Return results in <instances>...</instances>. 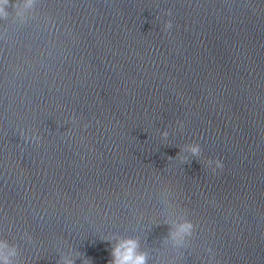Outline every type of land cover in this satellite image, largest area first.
<instances>
[{
	"label": "water",
	"instance_id": "1",
	"mask_svg": "<svg viewBox=\"0 0 264 264\" xmlns=\"http://www.w3.org/2000/svg\"><path fill=\"white\" fill-rule=\"evenodd\" d=\"M12 2L0 241L19 264H108L124 238L147 264H264V0Z\"/></svg>",
	"mask_w": 264,
	"mask_h": 264
},
{
	"label": "clouds",
	"instance_id": "2",
	"mask_svg": "<svg viewBox=\"0 0 264 264\" xmlns=\"http://www.w3.org/2000/svg\"><path fill=\"white\" fill-rule=\"evenodd\" d=\"M31 2V0H30ZM17 5L12 2V0H0V18L7 19L8 12L6 8L15 9ZM171 13L169 12V15ZM173 27L171 20L167 21L165 24V30H170ZM73 122H75V116L72 117ZM87 127V125H85ZM183 124L181 122V128ZM21 136L28 139L26 133L21 131ZM162 136L167 138L169 132L167 130L163 131ZM33 141L39 142L41 137L39 135L33 134L31 136ZM187 150L191 152L192 156L199 157L202 153V148L199 143L193 142L187 145ZM184 151V149H181ZM180 153H178L179 155ZM183 161L187 162L188 158H183ZM208 166L212 169V172L215 174L217 170H222L224 167L223 161L221 159H211L207 160ZM196 224L188 220L183 225L180 226L179 235H192L195 232ZM27 235V234H26ZM29 241L32 237L28 236ZM139 242L134 238H124L117 241L115 247L112 249V259L108 261V264H147V255L145 253L139 252ZM7 250V251H4ZM208 251L211 253L212 249L209 248ZM19 250L18 245L10 244L6 239L0 241V264H19ZM58 264H75L74 259L67 257H62L61 261ZM85 264H92L91 259L85 258Z\"/></svg>",
	"mask_w": 264,
	"mask_h": 264
}]
</instances>
